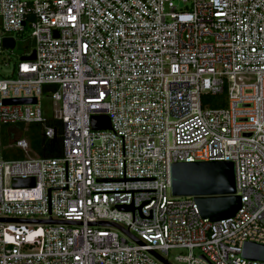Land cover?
<instances>
[{"label":"built area","instance_id":"1","mask_svg":"<svg viewBox=\"0 0 264 264\" xmlns=\"http://www.w3.org/2000/svg\"><path fill=\"white\" fill-rule=\"evenodd\" d=\"M26 32L35 58L0 78V219L28 223L0 222V264H264L242 257L264 244V0H0V47ZM44 86L55 158L24 134L2 143L18 125L55 136ZM214 161L234 164L241 199L218 222L170 182L173 164Z\"/></svg>","mask_w":264,"mask_h":264},{"label":"water","instance_id":"2","mask_svg":"<svg viewBox=\"0 0 264 264\" xmlns=\"http://www.w3.org/2000/svg\"><path fill=\"white\" fill-rule=\"evenodd\" d=\"M1 46L6 50L16 48L13 38L2 39ZM34 58L35 55L33 53L30 57H21V60ZM4 103L12 105L35 104L36 100L15 99ZM92 126L95 130L110 129V121L104 116L93 117ZM170 182L172 196L193 197L200 216L210 222L233 218L241 208V199L236 195L235 167L232 162L214 161L173 164L170 168ZM32 184V180H20L16 186ZM1 221L28 223L25 220L0 219ZM47 223L58 224L64 222L48 221ZM92 225L113 227L129 236L128 232L112 223L100 222ZM131 238L133 239V237ZM242 257L248 261L264 263V244L246 242L243 246ZM158 259L168 264L165 260L159 257Z\"/></svg>","mask_w":264,"mask_h":264},{"label":"trees","instance_id":"3","mask_svg":"<svg viewBox=\"0 0 264 264\" xmlns=\"http://www.w3.org/2000/svg\"><path fill=\"white\" fill-rule=\"evenodd\" d=\"M43 95L48 96L52 92V86H44ZM203 103L209 104L211 108H221L225 105L224 95L221 96H210L206 95L203 97ZM46 125L52 127L55 131V136L52 139H48L44 136L43 126L41 124H30L25 127L18 125L12 128L5 127L1 129L2 143L8 144L13 137L14 133L24 134L28 139L31 148L41 158H55L60 156L62 150V124L59 121L54 120L51 115H45ZM6 158H18L17 155H13L12 152H8L5 155ZM20 158V155H19Z\"/></svg>","mask_w":264,"mask_h":264},{"label":"rangeland","instance_id":"4","mask_svg":"<svg viewBox=\"0 0 264 264\" xmlns=\"http://www.w3.org/2000/svg\"><path fill=\"white\" fill-rule=\"evenodd\" d=\"M17 41V46L13 50H6L3 47H0V78L10 77L11 72L13 71L14 65L18 62L20 57H22L27 51L26 48H32V43L29 40V32L26 34H17L15 35ZM41 108L44 115L52 114V101L50 96H43L41 98ZM185 250H172L167 257L169 262L172 264H177L174 258L180 254H187ZM196 254V251H195Z\"/></svg>","mask_w":264,"mask_h":264}]
</instances>
